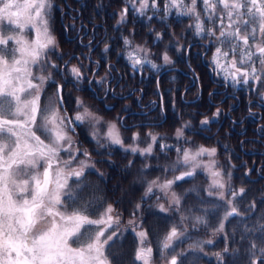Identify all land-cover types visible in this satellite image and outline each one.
<instances>
[{
    "label": "flooded vegetation",
    "instance_id": "flooded-vegetation-1",
    "mask_svg": "<svg viewBox=\"0 0 264 264\" xmlns=\"http://www.w3.org/2000/svg\"><path fill=\"white\" fill-rule=\"evenodd\" d=\"M159 4L161 9L159 12L150 7L143 15L133 8L137 20L162 23L163 38L167 45L171 40L173 41V38L178 40L177 43L173 41L174 45L167 49V53L172 56V64L163 67L161 72L156 75L157 94L144 95L141 85V79L143 80L141 76L145 78V71L148 70L150 64L145 63L134 69L131 63H128V70L134 79L130 81V86L127 89L122 87L124 81L117 63L112 66H110L111 63H106L104 67L101 59L95 55V51L98 48L105 49L107 46L105 43L108 42L105 40L107 32L104 25L100 26L101 22L94 21L97 23L90 24L83 20L77 24V30H74L71 25L73 16L70 15L69 20L62 24L64 39L69 44L60 48V53L57 51L58 49H54V54H59L57 57H61L59 67L49 68L48 71L52 73V80L56 83L49 81L42 86L40 103H44V100L49 101L50 98L56 99L57 84H60L63 86L61 114L66 111L69 117L74 118L77 111L82 112L83 108L77 105L79 98L93 113L102 118V123L95 129L89 123H83L82 135L75 126L72 134H76L80 138L77 148L90 154V158H78V160H87L89 166L85 168L84 176L80 179V188L77 189L78 198L75 201L66 198L70 206L58 207L56 210L60 212L66 210L67 214H71L81 205L87 204V211L84 214L90 219L97 220L101 218L108 205H112V216L114 219L119 217V225L117 227L114 224L107 229L102 239L111 235L112 232H117L118 236L111 242L114 245L115 253L121 255L122 246L129 245L125 252L134 257L135 261H137L135 254L139 246L137 233L146 231L148 243L145 247L153 248L152 263L167 261L168 264L171 257L176 256L177 264L179 262L193 264L200 262L198 264H201L202 260L208 258L215 264L220 263L221 260L224 264L226 257L240 251V247L245 248L246 235L251 233L255 237L259 236L257 233L264 232V227H262L264 226V73L261 74V81H250L248 85L241 83L235 87L230 80L225 81L224 78L217 77L223 76V74H218L211 61L218 45L206 35L197 36L194 34L195 37H187L185 23H190L194 19L178 16L175 10L166 15L163 11L164 0H159ZM74 6L71 11L84 10L77 5ZM136 7H139L138 0ZM197 9L203 19L201 0H198ZM211 27L214 25L205 20V28ZM176 45L178 47L175 49ZM175 53L176 57H174ZM236 58L239 60L238 55ZM84 64L88 79L81 71L82 77L77 80L67 70L68 66L70 68L73 65ZM256 66L259 68L258 62ZM64 69H66L67 76ZM98 69H103L102 76L108 75L106 80L103 79L99 82L92 80L95 76L96 80L99 78L100 70L98 72ZM201 71H206L209 77L208 83L203 82ZM169 73L173 74L174 79L177 78V80H172L171 85L167 80ZM44 75H47V72ZM115 76L118 77L115 78ZM159 79H161V84ZM204 93H207L209 101L202 100ZM210 105L212 108L219 107L221 109L218 117L214 115V112L209 114ZM203 114L209 115L208 125L213 126V130L216 127L217 129L226 128L227 131L234 130L245 138V141L239 138V145L244 155H241L242 159L237 162L245 167V204L247 207L242 212L236 208V215H228L233 207L217 206V196L212 189L214 186H212L209 176L201 175V170L189 169L188 166H181L185 169L180 168L175 171L167 170L172 161L154 158H143L139 161L138 151L132 152L129 147H138L143 150L152 145V149L157 151L161 149L162 152L171 148H179V143L168 140L173 133L177 132V129L182 128L183 135L193 136L191 139L193 142L187 144L191 148L192 143L196 145L200 142ZM113 120L118 124L123 146L111 144L104 139L105 124L106 122L111 124ZM96 129L99 130V139L94 137L91 132ZM134 133L139 134V138L135 141L132 139ZM150 133L157 137L155 142L152 141ZM178 142L180 141L178 140ZM162 145L165 147L162 148ZM105 150L110 152H107L108 157H104ZM110 154L116 158L110 157ZM167 162L169 163L167 164ZM230 162L234 163L232 160ZM138 163L145 167L144 170L147 174L142 177L145 182L159 178L158 182L164 183L185 172L193 173L191 176H186L175 182L171 187L179 194L182 206L176 211L175 219L177 221L171 218L173 221L170 222L164 218L167 221L166 224L154 222L152 234L143 226L142 221V224H139L137 217ZM156 164L166 166L163 174H155L153 170L150 174L152 167ZM72 167L78 168L79 164L74 163ZM69 185L76 188L74 177L69 179ZM208 187L210 190L207 189ZM187 192H193V198L206 199L209 205L206 207L191 206V204L188 207L184 206ZM123 195L125 198H122ZM107 196L108 201H106ZM149 208L147 207V209ZM150 212L158 215L169 213L167 209L162 211L161 208L155 210L153 207ZM127 214H129V220ZM196 217H201L203 222L197 221ZM156 218L160 219L161 217ZM58 219L57 217L59 223ZM129 221L134 223L129 224ZM221 224L224 225L222 231L220 230ZM48 226L46 224L42 231L46 230ZM173 226H176L178 231L184 235L173 242V248L167 250L166 256L162 258L160 242ZM41 227L42 224L35 231L41 232ZM100 227L99 225L85 226L82 233L85 231L95 233ZM81 241H83V237ZM206 241H212V243H205ZM70 243L74 248L80 246L79 243L72 241ZM225 248L228 249L227 254L224 252ZM217 253H220L221 256L217 257ZM106 255L110 256L107 248ZM253 260H256L257 264H264V257L261 255L245 257V264H251Z\"/></svg>",
    "mask_w": 264,
    "mask_h": 264
},
{
    "label": "snow or ice",
    "instance_id": "snow-or-ice-1",
    "mask_svg": "<svg viewBox=\"0 0 264 264\" xmlns=\"http://www.w3.org/2000/svg\"><path fill=\"white\" fill-rule=\"evenodd\" d=\"M201 2L203 19L197 9L198 0H164L163 11L168 15L175 10L178 16L194 19L195 34L212 38L218 46L211 63L223 74L225 81L230 80L234 87L241 83L248 85L250 81H261V74L264 73V0ZM129 3L141 15L150 7L157 12L161 10L159 0H138V8L137 0H129ZM52 8V0H0V264H110L106 248L111 246L118 233L112 232L106 238L102 237L114 224L117 227L119 225V217L114 219L112 216V205H108L97 220L84 214L87 204L81 205L71 214H67L66 210H56L58 206H63L62 197L73 201L78 198L80 179L89 166L87 160H78L77 153L86 158H90V154L73 147L75 141L69 132H74L76 122H87L95 129L102 123V118L79 98L77 105L83 108L82 112L77 111L74 118L69 117L66 111L61 114L63 86L60 84H57L56 99L50 98L43 106L40 103L42 86L49 81L56 83L48 69L59 67L47 60L49 50L54 49L57 43L50 29ZM128 11V7L122 10L121 22ZM205 20L214 27L206 29ZM4 21H7V25ZM12 26L20 34L4 35L5 28ZM30 30H35V38L25 39L24 33ZM9 42H14V46L8 47ZM125 44H130V41L125 39ZM148 55L147 49L137 45L129 52L128 58L134 69L145 63L157 68ZM163 61L171 63L167 53L163 55ZM81 67L72 66L67 70L79 80L82 77ZM45 72L47 75L43 74ZM219 112L217 109L214 115ZM202 123L207 124L208 118L205 117ZM107 127L104 139L123 146L116 124ZM92 135L99 139V130L93 131ZM149 135L153 142L157 140L155 135ZM176 135L178 139L183 136V129H177ZM138 138L139 134L134 133L132 139L135 141ZM129 147L132 152L140 151L141 154L152 152V145L143 150ZM176 151L177 160L167 170L175 171L180 166L216 167L215 160L206 165L199 163L200 157H214L215 148L201 146L195 151L188 148ZM61 152L67 153L68 158L62 159ZM181 152L182 156L179 155ZM74 163H78L79 167L73 168ZM192 174L185 172L162 184L158 183L159 178L152 180L146 195L153 192V186L165 191ZM212 175L220 177L222 173L214 171ZM73 177L76 179L75 189L69 185V179ZM214 186L223 188L224 184L215 181ZM244 192L243 188L239 190L241 196ZM172 203L180 204V198L174 192ZM160 208L166 210L164 205H160ZM236 214L237 210L233 207L228 215ZM196 219L203 222L201 217ZM43 223L49 226L37 233L35 230ZM133 223L129 221V224ZM96 225L101 227L95 233H82L85 226ZM223 227L221 224V231ZM137 235L140 239L135 259L143 261V264H152L153 248L145 247L148 233L140 231ZM183 235L176 226L170 229L160 242L162 258L166 256L167 250L173 248V242ZM70 241L80 246L74 248ZM205 243L210 244L212 241ZM255 247L253 244L254 255ZM224 252L227 254L228 249L225 248ZM259 252L264 257V248L259 249ZM216 256L220 257L221 254L217 253ZM168 264H177V257L172 256ZM220 264H223L222 260ZM251 264H257V261L253 260Z\"/></svg>",
    "mask_w": 264,
    "mask_h": 264
},
{
    "label": "trees",
    "instance_id": "trees-1",
    "mask_svg": "<svg viewBox=\"0 0 264 264\" xmlns=\"http://www.w3.org/2000/svg\"><path fill=\"white\" fill-rule=\"evenodd\" d=\"M76 1V2H75ZM73 1L75 4H77V7L83 9L80 12H76L78 15H75L71 19V25L73 26L74 30H77V24L82 22L83 20L88 21L90 24L97 23L94 21H99L100 26L101 24L104 25V29L107 32V36L105 37L106 41H110V43L106 42L107 47L105 49L98 48L95 51V55L98 56L101 59V63L104 64V67L106 63H111L110 66H112L114 63H117V65L120 67L121 71V78L124 81L123 82V89H127L130 86V81L134 79V77L131 75V72L128 70V63H131L128 54L130 51L133 50V48L137 45L141 46L144 49L148 50V59L151 60L153 63H155L158 67L152 68L151 65L148 67V70L145 71L146 76H141L143 80L141 79L142 87L144 89V95H150V94H157L156 86L157 83L155 82L157 79V74L161 72V69L165 66H168L172 64V56L167 53V49L171 48L174 45V42L177 43V38L173 41L171 40L170 44L167 45L164 42L163 38V30H162V23H153L151 21L146 20H137L135 15L136 13L133 11L132 5L129 3V0H80ZM73 7V6H72ZM76 7V6H74ZM128 7L129 11L127 13V16L121 22V12L122 10ZM52 18V16H51ZM195 21L186 22V29H187V37H195V31H194V25ZM125 39L130 41V44H125ZM77 46V45H75ZM178 46L176 45L174 48L176 49ZM167 53L169 56L171 63L166 64L163 61V55ZM174 57H176V53L174 54ZM144 65V64H143ZM81 66V65H80ZM100 70V72H99ZM103 70V69H102ZM102 70L98 69L99 72V78L96 80L95 78H92V80H95L96 82H99L103 79H107L108 75L105 74L102 76ZM81 71L84 72V77L89 78L86 75V68L85 64L82 65ZM218 74H221L218 72ZM217 76V75H216ZM118 76H115L117 78ZM220 78H224L222 75L217 76ZM203 78V74H202ZM188 79V78H187ZM168 81H170V85L172 84V80H177V78H173V74H168ZM158 81L161 82V79ZM169 84V83H168ZM204 84V83H203ZM175 85V84H174ZM206 85V84H205ZM151 88V89H150ZM203 101H209V97L207 93H204L202 95ZM44 103L41 102V105H45L48 103V101L44 100ZM203 107V106H202ZM223 110V109H222ZM62 113V111H61ZM203 116H205L203 114ZM39 119V117H38ZM205 119L203 117L202 121ZM110 124V122H106L105 124V130L104 133L107 132V126ZM77 131L82 135L83 127L82 124L79 122H76ZM207 124L202 123V131L200 132V139L203 137L209 138L210 142L213 143V145H217V158L220 161V167L222 169V173L227 177L228 185L226 187L227 191V198L224 201V204L217 201V206L219 207H235L239 209L241 212L245 209V192L241 196L239 194L240 189H245V167L242 164H239L237 160L242 159L240 158L242 154V148H240L239 138H242L241 140L245 141V138L241 136L242 134H237L234 130L232 132L227 131L226 128H219L214 129L210 132H207ZM214 131V132H213ZM93 132V131H91ZM40 134L39 132L37 133ZM69 135L73 137V140L75 141L74 148H77V146L80 144V138L76 134H72V132H69ZM104 136V135H103ZM44 138L43 136L41 137ZM191 139H193V136L189 135H183L179 139L176 135H171L169 142H175L179 143V148H171L167 149L168 151H163L161 149L154 150L152 149V152L141 154L140 151H138V158L139 161L141 159H168V161H172L170 165L174 164V161L177 160L178 153L176 149H184V147L188 144L193 142ZM178 140L180 142H178ZM47 142V141H46ZM143 142V141H141ZM189 148V147H188ZM141 149V148H139ZM142 150V149H141ZM104 157H108V150H105ZM82 152V151H81ZM160 152V154H158ZM162 152V153H161ZM110 153V152H109ZM79 159H86L83 155L77 153ZM182 156V152L179 154ZM110 157L116 158L113 154H110ZM61 158L65 159L67 157V153L61 152ZM234 161V163H231L230 161ZM169 162H167L168 164ZM185 169V167H179L177 170ZM145 167L142 166L141 163H138V195H137V205H139V208L137 207V217L139 224L143 222V226H145L148 231L152 234L153 233V224L154 222H160L166 224L167 221H165L164 218H166L168 221L172 222L177 221L175 219L176 217V211L179 207H182L181 204L175 205L172 203V200L170 199V196L168 194V191H161L154 192V194H147L146 191L148 188V185L150 182H145L142 180V177L146 175ZM152 170L155 171L154 173L163 174L164 170H166V166H160L156 164L154 167H152L150 174L152 173ZM230 174V176H229ZM204 176V174H201ZM178 186V184H177ZM157 189H154L153 191ZM233 193H236L235 197L233 196ZM193 192H187L186 198L184 199V206L188 207L190 204L191 206H198V207H206L209 205L208 201L203 198H193L192 197ZM122 198H125L124 195ZM108 196L106 197V201H108ZM63 200V206H58L60 208H66L70 204L68 203L67 199L62 197ZM113 200V197L111 201ZM154 200V201H153ZM264 201V200H263ZM155 205H151V204ZM160 205H164V209L168 210V214L164 215H158V214H152L150 212V209L153 207L155 210L156 208H160ZM147 207H150L147 209ZM161 212V211H160ZM165 213V212H164ZM169 216V217H168ZM156 217H161L160 219H157ZM173 220H172V219ZM127 219L129 220V214H127ZM233 220V219H232ZM231 220V222H232ZM59 221V219H58ZM123 221V220H122ZM142 221V222H141ZM60 222V221H59ZM162 225V224H161ZM141 226V227H143ZM259 236H252V234H248L245 236V248L240 247V251L231 254L229 257H226L224 264H245V257H253V248L252 245L254 244L255 247V255H260L259 249L264 248V232L263 233H257ZM230 237H232V234H230ZM140 239V238H139ZM129 248V245L122 246V254H116L115 248L113 243H111L110 247H107V252L110 256H108V259H110L111 264H143V261H135L134 257H131L130 254H126L125 249ZM201 264H215L210 258L202 260ZM200 263V262H198ZM194 263V264H198ZM152 264H161L159 263H152ZM178 264H193V263H183L179 262ZM220 264V263H218Z\"/></svg>",
    "mask_w": 264,
    "mask_h": 264
},
{
    "label": "rangeland",
    "instance_id": "rangeland-1",
    "mask_svg": "<svg viewBox=\"0 0 264 264\" xmlns=\"http://www.w3.org/2000/svg\"><path fill=\"white\" fill-rule=\"evenodd\" d=\"M73 1H75V0H52L53 8H52V12H51L52 18L50 19V29H51L52 35L55 37L56 42H57L54 49L55 50L58 49L57 51L59 53H60V51H59L60 48L66 47L69 44L66 41V39H64V36H63L64 28L62 27V24L64 22H67V20H69L68 17H70V15H72V16L78 15L76 13V11H71L72 10V6L77 5ZM4 24L7 25V21H4ZM13 28H14V26L5 28L3 34L4 35H19L20 33L18 31H14ZM24 38L28 39V40L34 39L35 38V30H30V31L25 32L24 33ZM13 46H14V42H9L8 47H13ZM54 49L49 50L48 55H47V60L50 63H54L56 65H59V61H60L61 57L60 58L57 57V55H59V54H57V55L54 54V51H55ZM73 66H75V65H73ZM71 67L72 66H70V68ZM68 69H69V66H68ZM65 70L66 69H64V72H65V75L67 76V72ZM33 71L35 72L36 69L34 68ZM201 73H203V78H202L203 82L204 83H208L209 77L206 74V71H201ZM208 109H210V111H209L210 113L209 114H211V112L216 113L217 109H219L221 111V109L219 107H213L212 108L211 105H210V107ZM216 116L218 117L219 114L216 115ZM203 117H207L208 120H209V115L208 116H203ZM111 124H116V126L118 128V124H117V122L115 120H113V122ZM206 128H207V132H210L212 130L213 126L212 127H210V126L207 127L206 126ZM107 130H108V127H107ZM175 134L173 133V135H175ZM191 145H192L191 148L190 147L188 148V145L185 148L192 149L193 151H195L196 149H198L199 147L202 146V147L208 148V149L215 148L216 151H217V145L216 144L213 145V143L210 142V139L209 138H205V137H203V139L201 138L200 142H198V144L194 145L192 143ZM216 155H217V153L215 154L214 157H209V156L205 155V156L199 158V163L201 165H206V164L210 163V161L215 160V162H216V167L215 168L199 167L197 169L201 170V174H204L205 176H209V180H211V182L213 184L212 186H214V182L215 181H219L220 183L224 184L223 188H218V187H215V186L212 188L215 191V193H216L217 201H219L222 204H224V201L227 198L226 187L228 185V180L225 177V175L222 173V169L220 167V161L218 160ZM187 168L190 169V168H193V167L192 166H188ZM39 171L42 172V168H40ZM214 171H219V172L222 173V175L220 177H214L212 175V173ZM158 183L162 184V181L158 182ZM155 188L157 189V191L154 190L151 194H154V192H157V193L159 192L160 189L158 187L154 186V189ZM207 189L210 190L209 187ZM167 191H168V194L171 195L170 196L171 200H172V193L173 192L176 193V195L179 197V194L175 190H173L172 188L168 189ZM155 204L153 203L151 205H155ZM45 225H46V223L42 224V227L40 228L41 231H42V229L45 228ZM161 264H167V261H165V262H163Z\"/></svg>",
    "mask_w": 264,
    "mask_h": 264
}]
</instances>
